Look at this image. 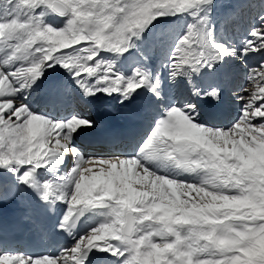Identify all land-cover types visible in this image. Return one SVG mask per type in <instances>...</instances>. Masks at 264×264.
<instances>
[{
	"label": "snow or ice",
	"instance_id": "obj_1",
	"mask_svg": "<svg viewBox=\"0 0 264 264\" xmlns=\"http://www.w3.org/2000/svg\"><path fill=\"white\" fill-rule=\"evenodd\" d=\"M184 13L198 18L184 34L144 43ZM0 54V264H264V0H0ZM58 66L81 102L150 94L135 155L86 152L95 120L30 106L45 83L50 102L75 96L48 80ZM8 211L55 251L12 246Z\"/></svg>",
	"mask_w": 264,
	"mask_h": 264
},
{
	"label": "bare ground",
	"instance_id": "obj_2",
	"mask_svg": "<svg viewBox=\"0 0 264 264\" xmlns=\"http://www.w3.org/2000/svg\"><path fill=\"white\" fill-rule=\"evenodd\" d=\"M218 10H219V9H218ZM65 19H66V18H61V17H57V16H55V15H50V16L48 17V22L51 23V22H53V21L55 20V21L59 22V23L61 24V26H62V25H63V21H64ZM167 38L170 39V37H167ZM144 43H146V44H150V39H149V37H148V31H147L146 33H144ZM8 51H10V50H8ZM106 56H107V58H109V59H112V58H113V55H112V54H106ZM2 58H3V54H0V59H2ZM21 63H23V62H20V61H17V62H16L17 66H19V64H21ZM135 66H136L135 64L122 63V70H123L126 74H130V72H131V68H132V67H135ZM58 68H59L60 70H62V71L65 72L66 81L68 82L69 86H70L72 89H74L75 93H77L79 96H82V94L80 93V91L76 88L75 83L72 81V78H71V76L69 75V73H67L63 68H60L59 66H58ZM159 68H160V63H158V61H157L156 65H155V67H154V70H157V69H159ZM48 71H51V69H49ZM164 71H167V69H164ZM161 74H163V71H162ZM63 75H64L63 73L60 74L59 72L51 73V77L53 76L55 79H61V80H62ZM141 92H142V93H146V90H143V89H142ZM148 95H150V94H144V95H141V96L137 97V98L133 101V103H131V104L134 105V106H131V108H140V110H142V106L145 104V103L143 102V98H146ZM29 98H30V97L28 96V100H29ZM90 100H91L92 103L94 104V105H93V109H94L95 111H97L96 113H98L99 110L102 108V104H103V102L109 100V98L106 97V96H103V95L101 94V95H100V98H92V99H90ZM115 101L118 102V98H116ZM110 105H112V103H110V102H108V104H106V106H110ZM89 107H91V106H89ZM119 108H120V105H119ZM37 112H40V110L37 111ZM56 118H59V117H56ZM147 127H148V125H147ZM54 134H55V133H54ZM140 144H141V143H140ZM140 144H138V145L134 144L133 147H135V149H134L130 154L135 155L136 152L138 151V148H139V145H140ZM86 152H89V151H86ZM156 167H157V165H156V164H153V168H156ZM45 170H46V169H41V170H40V175H41V174H44V171H45ZM96 170L98 171V169H96ZM164 170L172 171V169H171L170 167H168L167 169H163V168H162V169H161V174H163V171H164ZM92 216H95V219H92ZM104 219H105V215H104V212H103V211H100V210H99V211H93V212L87 214L85 217L82 218L83 227H80L79 229H80V231H81V230H88V229L91 228V227H96V226H98L101 222H103ZM87 221H90V225H89V226H85V224H86ZM27 229H28L29 232H31V233L33 234V232H32V230H31L30 227H27ZM36 244L39 246L38 249H39V248L42 249V244H40L39 242L36 243ZM14 247H16V246H14ZM21 248H22V249H26V250H28L29 252H32V251H38L37 248H36V249H35V248H30V247H21ZM41 252H43V250H42Z\"/></svg>",
	"mask_w": 264,
	"mask_h": 264
},
{
	"label": "rangeland",
	"instance_id": "obj_3",
	"mask_svg": "<svg viewBox=\"0 0 264 264\" xmlns=\"http://www.w3.org/2000/svg\"><path fill=\"white\" fill-rule=\"evenodd\" d=\"M220 2L221 0H217V4H220ZM218 9L217 11H219ZM166 18L167 17L161 19L164 20ZM169 18L170 19L167 20V23H170V25L167 28L164 26H159V24H156L154 27L150 28V30L148 31L152 41L150 44H157L162 36L165 39H168L167 37H170V39H168L169 43L173 42L171 38H175L176 36L184 34L187 26L190 23H194L195 20L198 19L196 17H193L191 13H184L176 17Z\"/></svg>",
	"mask_w": 264,
	"mask_h": 264
}]
</instances>
